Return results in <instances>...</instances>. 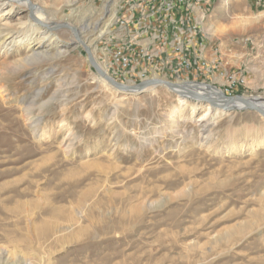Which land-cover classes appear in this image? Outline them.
Returning <instances> with one entry per match:
<instances>
[{"label": "rangeland", "instance_id": "obj_1", "mask_svg": "<svg viewBox=\"0 0 264 264\" xmlns=\"http://www.w3.org/2000/svg\"><path fill=\"white\" fill-rule=\"evenodd\" d=\"M5 1L0 264H264V117L212 110L159 85L120 92L102 75L222 92L231 80L234 95L264 101V5L185 0L176 17L146 16L133 30L138 0H28L47 27L24 2ZM160 1L145 7L160 11ZM117 47L131 55L128 69ZM197 48L210 51L198 58ZM182 55L209 62L215 83L183 75L192 67L179 65Z\"/></svg>", "mask_w": 264, "mask_h": 264}, {"label": "water", "instance_id": "obj_2", "mask_svg": "<svg viewBox=\"0 0 264 264\" xmlns=\"http://www.w3.org/2000/svg\"><path fill=\"white\" fill-rule=\"evenodd\" d=\"M35 20V19H34ZM37 23L40 26H44L45 24L42 22ZM47 27V25H45ZM92 60V59H91ZM93 63V60H92ZM95 66V64L93 63ZM96 70L100 73L99 69L95 66ZM107 82L115 89L119 90L120 92H126V93H139L145 91L148 87L159 85L167 88L173 93H176L179 98L181 99H189L193 100L196 103H203L210 105L212 110H230V109H242V108H247L249 110L255 111L256 113L262 115L264 117V107L257 105L256 103L252 102L249 98L243 97L241 95H233V96H227L225 95L222 91L217 89L215 86L205 84L206 87L211 88L213 91L207 92V93H202L196 90H192L189 88V84H200V82H182L178 84L177 82L169 81V80H164V79H157V78H152V79H147L138 82L137 84L134 85H125L122 83L116 82L114 79L106 76L105 77ZM215 91H218L219 93L216 95ZM240 103L243 105V107L238 108L234 106L235 103Z\"/></svg>", "mask_w": 264, "mask_h": 264}, {"label": "built area", "instance_id": "obj_3", "mask_svg": "<svg viewBox=\"0 0 264 264\" xmlns=\"http://www.w3.org/2000/svg\"><path fill=\"white\" fill-rule=\"evenodd\" d=\"M130 1H132V0H130ZM133 1H136V0H133ZM138 1L140 3H137V4L131 2V6L133 7V9H135L134 14L137 13V14L140 15V19L136 21V23L138 25L141 24L144 21L145 18H148L146 16H152V15L154 16V15H156L157 18L160 17L161 20H163L164 22H166L167 19H169V16L171 18H173V16L176 17L175 14L172 12V10L175 7H170V0H162V1H160V4L162 5V8L160 9V11H156V12L153 11L154 4L149 3L147 5V7H145L146 2H144V0H138ZM251 1L254 3L255 6H261L262 2L264 0H251ZM182 6H184V0H179V7H182ZM142 9L143 10L147 9V11H150V13H148L146 15H143V14H145V12H143ZM181 10H183V12H185L186 8L183 7L181 9H179V13H180ZM161 11H163L164 12L163 15L166 16L163 19H162L163 15L159 14ZM168 14H170V15L168 16ZM131 16H133V15H131ZM146 23H147L146 25L149 26V23L148 22H146ZM187 32L189 33V35H192L196 31H195V29L190 27V30H188ZM131 52H133V49H131L130 53ZM183 52H184V50H183ZM115 53L118 54V64H120V66H124V68L128 69V63H130L132 61L131 55L130 54H123L120 51V47H117V50H115ZM179 62H180L179 63L180 66H189V68H191V67L193 68L195 66L198 68V67L202 66V65H199L198 62L188 61V56L187 55H182V57H180V61ZM226 80H228V76H227ZM237 90H238L237 87L234 86V81L230 80V87L228 88V91L227 92H223V93L225 95H227V96H233Z\"/></svg>", "mask_w": 264, "mask_h": 264}, {"label": "bare ground", "instance_id": "obj_4", "mask_svg": "<svg viewBox=\"0 0 264 264\" xmlns=\"http://www.w3.org/2000/svg\"><path fill=\"white\" fill-rule=\"evenodd\" d=\"M9 1H11V0H9ZM20 1H22V2H24L26 5L25 6H27V8L29 9V11H30V13H31V15H32V17H33V19H35V21L37 22H40V23H42V21L44 20V16H43V13L38 9V8H35V10L33 11L35 14H33L32 13V10H33V5L28 1V0H20ZM225 2H227V4L228 5H230V4H233V3H231V1L230 0H225ZM184 3H185V0H184ZM234 5V4H233ZM262 5H264V1L262 2ZM261 5V6H262ZM175 6H179V0H170V7H175ZM2 9H11V7L7 4V2L4 0V1H2L1 0V2H0V12H2ZM1 25H3V27H2V31L4 30V31H6V29L7 28H9V26L5 23V22H3ZM8 30V29H7ZM2 31H0V34H1V32ZM8 33V32H7ZM82 41V40H81ZM200 64H202L203 65V62L202 63H200ZM102 75H103V77L105 78L106 77V75H104L103 73H102ZM106 79V78H105ZM102 81V80H101ZM189 88L190 89H192V90H196V91H199V92H202V93H207V92H211L212 93V89L211 88H208V87H206L205 86V84H202V83H200V84H194V83H192V84H189ZM225 91L227 92L228 91V88H226L225 89ZM219 92L218 91H215V94H213V95H216V94H218ZM2 96V95H1ZM2 98V97H1ZM3 100V99H2ZM179 100V99H178ZM252 102H254V103H256L257 105H259V106H262V107H264V101H262V100H254V99H250ZM264 100V99H263ZM183 100H179V105H181V104H183ZM261 104H263V105H261ZM234 106H236V107H238V108H241V107H243V105L242 104H240V103H235L234 104ZM205 112H210V108L209 107H206V109H205ZM206 114H204V116H205ZM203 118V116L202 117H200L198 120H201ZM151 138H156V135L154 136H152ZM65 148H69L68 146L67 147H65ZM68 151V150H67ZM81 215V214H80ZM70 228V227H69ZM67 229V228H66ZM3 260V259H2ZM9 260H7V257H6V260H5V263L4 264H25V263H17V261L16 260H14V259H12L10 262H8Z\"/></svg>", "mask_w": 264, "mask_h": 264}, {"label": "crops", "instance_id": "obj_5", "mask_svg": "<svg viewBox=\"0 0 264 264\" xmlns=\"http://www.w3.org/2000/svg\"><path fill=\"white\" fill-rule=\"evenodd\" d=\"M196 8V10L198 9V7H195ZM142 11L143 12H145V14H143V15H146L147 14V9H145V10H143L142 9ZM174 17V16H173ZM149 18V17H148ZM148 18H145V21L148 19ZM134 26H133V30H137V28L139 27V25L136 23V24H133ZM131 32V31H130ZM138 32V31H137ZM163 33H164V31H163ZM168 33V32H167ZM125 34H127L126 32H125ZM157 36V35H156ZM171 36V35H170ZM164 39H167V37H165ZM171 39H172V36H171ZM170 39V41L166 44L165 42L163 43L164 44V50H166L167 52H170V53H172L173 55H171V57H172V59H173V63L171 62V59H166L167 61L165 62V63H160V65H165V64H168V63H172L170 66H168V68H173V67H176L177 66V62H176V60H175V56H176V53L174 52L175 51V47H174V42H172V40ZM155 41V40H154ZM179 43H181L180 41H178ZM178 44V43H177ZM137 45V44H136ZM136 47V46H135ZM158 49H160V47L157 45L156 46ZM204 49V48H203ZM202 48H197V51L198 52H200V55L198 54V58H200L201 57V51L203 50ZM191 57L190 58H192V59H194V57H195V55H194V52H195V48H192L191 49ZM204 51V50H203ZM208 51H210V50H206L205 49V51H204V54L206 53V52H208ZM212 52V51H211ZM196 53V52H195ZM203 55V54H202ZM210 57V56H209ZM213 58V57H212ZM212 58H211V60H212ZM192 61V60H191ZM194 61H196L195 59H194ZM209 62H206V63H203V65L202 66H200V67H198L197 68V70L195 71L194 70V68H192V70H182L181 69V73L184 75V72H189L188 74H187V76H191V75H193V72L195 73V76L197 75V72H199V74L201 75V74H204V76H205V78L206 77H208L207 79H208V82L209 83H215L214 81H212L211 80V78L208 76V74L206 73V69L208 70L209 69V67H212L211 65H209L208 64ZM211 63V62H210ZM198 64H199V61H198ZM203 66H206V68H204ZM208 66V67H207ZM146 65L145 64H137V65H135V66H133V68H139V70H138V73H140L139 71H144V72H146ZM141 68V69H140ZM145 68V69H144ZM141 71V72H142ZM213 72V71H212ZM192 73V74H191ZM194 76V75H193ZM212 77H214V76H212ZM210 78V79H209ZM215 78V77H214ZM206 80V79H205ZM207 81V80H206Z\"/></svg>", "mask_w": 264, "mask_h": 264}, {"label": "trees", "instance_id": "obj_6", "mask_svg": "<svg viewBox=\"0 0 264 264\" xmlns=\"http://www.w3.org/2000/svg\"><path fill=\"white\" fill-rule=\"evenodd\" d=\"M236 93V92H235Z\"/></svg>", "mask_w": 264, "mask_h": 264}]
</instances>
